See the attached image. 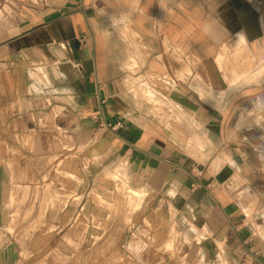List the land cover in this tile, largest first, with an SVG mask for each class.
<instances>
[{"label": "crops", "instance_id": "1", "mask_svg": "<svg viewBox=\"0 0 264 264\" xmlns=\"http://www.w3.org/2000/svg\"><path fill=\"white\" fill-rule=\"evenodd\" d=\"M53 1L0 24V264L34 160L67 198L30 264H264V0Z\"/></svg>", "mask_w": 264, "mask_h": 264}, {"label": "rangeland", "instance_id": "2", "mask_svg": "<svg viewBox=\"0 0 264 264\" xmlns=\"http://www.w3.org/2000/svg\"><path fill=\"white\" fill-rule=\"evenodd\" d=\"M53 2V0H0V24L3 21L16 24L23 18L31 17L36 15L37 12L53 8ZM243 52L244 51H242V53ZM259 54L262 55V60H264V49L260 50ZM249 72L253 73L255 77H259V73H261L260 68L257 72L256 68ZM241 83L244 82L241 81L236 84ZM156 99V103L162 104L163 101L159 100L157 97ZM152 100L154 101L155 99ZM243 100L244 99L237 100V105L242 103ZM64 136L63 138L60 137L55 140L57 143L56 146L61 149H67L61 151L63 154L73 153V151L68 152V148L71 147V145H68V137L66 135ZM78 149L80 152L83 147L80 146L77 148V152ZM44 163H48V167H46ZM47 163H39L36 160L29 161L27 169H24L22 172L17 170L18 172L13 176L11 183L7 185L5 190L4 213L6 224L2 227L1 239L2 242H8L17 247H19V245L23 246L24 249L21 250L23 264H30V252L25 248L26 238L31 231L38 229L40 223L47 217L49 206L53 205L57 200L62 201L67 198V195L59 193V187L65 188V183L60 177L58 179L51 178V171L54 170V168H52L54 167L52 166L53 162L49 161ZM115 163L116 162H113L112 164ZM110 164L109 166H112ZM35 170L36 172H34ZM37 174L43 175V177H37ZM127 195L129 196L130 194ZM258 195L259 194H257V196ZM258 197H260V195ZM133 210L135 211L136 209ZM14 218L15 221L11 222ZM11 225H13V231L8 230ZM115 261L116 259L113 262Z\"/></svg>", "mask_w": 264, "mask_h": 264}, {"label": "water", "instance_id": "3", "mask_svg": "<svg viewBox=\"0 0 264 264\" xmlns=\"http://www.w3.org/2000/svg\"><path fill=\"white\" fill-rule=\"evenodd\" d=\"M54 51L56 52V54L58 55V57L60 59H64L65 58V56L63 55V53L61 51L57 50V48H54Z\"/></svg>", "mask_w": 264, "mask_h": 264}, {"label": "bare ground", "instance_id": "4", "mask_svg": "<svg viewBox=\"0 0 264 264\" xmlns=\"http://www.w3.org/2000/svg\"><path fill=\"white\" fill-rule=\"evenodd\" d=\"M259 74H260V73H259ZM256 78H257V77H256ZM146 91H147V90H146ZM147 92H148V91H147ZM149 92H151V91L149 90ZM149 92H148V93H149ZM148 93H147V94H148ZM143 94H144V93H143ZM145 94H146V93H145ZM145 94H144V95H145ZM149 94L151 95V93H149ZM149 94H148V96H149ZM145 96H146V95H145ZM147 98H148V97H147ZM151 98H152V97H150V99H151ZM181 117H185V116H184V115H181ZM185 122H186V121H185ZM192 126H193V125H192ZM190 127H191V126H190ZM195 131H196V130H195ZM193 139L196 140V137L193 136ZM9 229H10V228H9ZM11 231H12V229H11ZM173 232H175V230H174Z\"/></svg>", "mask_w": 264, "mask_h": 264}, {"label": "built area", "instance_id": "5", "mask_svg": "<svg viewBox=\"0 0 264 264\" xmlns=\"http://www.w3.org/2000/svg\"><path fill=\"white\" fill-rule=\"evenodd\" d=\"M119 126H120V123H117V124H115L114 126H112V128H113V129H117ZM199 174H201V171H199L198 174L195 175V176H198Z\"/></svg>", "mask_w": 264, "mask_h": 264}]
</instances>
